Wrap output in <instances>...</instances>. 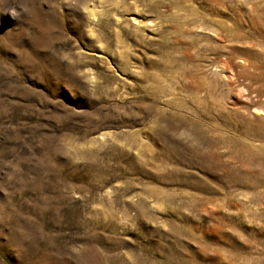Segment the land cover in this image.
Returning a JSON list of instances; mask_svg holds the SVG:
<instances>
[{
    "label": "rangeland",
    "instance_id": "374dc122",
    "mask_svg": "<svg viewBox=\"0 0 264 264\" xmlns=\"http://www.w3.org/2000/svg\"><path fill=\"white\" fill-rule=\"evenodd\" d=\"M0 264H264V0H0Z\"/></svg>",
    "mask_w": 264,
    "mask_h": 264
},
{
    "label": "bare ground",
    "instance_id": "6f19581e",
    "mask_svg": "<svg viewBox=\"0 0 264 264\" xmlns=\"http://www.w3.org/2000/svg\"><path fill=\"white\" fill-rule=\"evenodd\" d=\"M111 4H112V2H109V5L108 6H110L108 9L110 10V11H112V7H111ZM107 9V10H108ZM125 10V9H124ZM105 15V14H104ZM139 27V26H138Z\"/></svg>",
    "mask_w": 264,
    "mask_h": 264
}]
</instances>
